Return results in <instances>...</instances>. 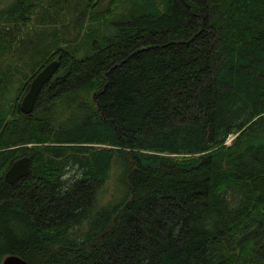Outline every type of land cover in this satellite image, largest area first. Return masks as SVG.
Wrapping results in <instances>:
<instances>
[{
    "label": "trees",
    "instance_id": "obj_1",
    "mask_svg": "<svg viewBox=\"0 0 264 264\" xmlns=\"http://www.w3.org/2000/svg\"><path fill=\"white\" fill-rule=\"evenodd\" d=\"M102 1L0 8V264H264V0Z\"/></svg>",
    "mask_w": 264,
    "mask_h": 264
},
{
    "label": "water",
    "instance_id": "obj_2",
    "mask_svg": "<svg viewBox=\"0 0 264 264\" xmlns=\"http://www.w3.org/2000/svg\"><path fill=\"white\" fill-rule=\"evenodd\" d=\"M59 59H54L47 63L30 82L29 88L21 101V109L24 113H32L38 96L43 87L48 83L59 69ZM32 167V159L28 155H23L13 161L7 172L5 179L9 184H15L22 178L26 177ZM2 264H31L26 259L16 254H9L4 257Z\"/></svg>",
    "mask_w": 264,
    "mask_h": 264
},
{
    "label": "rangeland",
    "instance_id": "obj_3",
    "mask_svg": "<svg viewBox=\"0 0 264 264\" xmlns=\"http://www.w3.org/2000/svg\"><path fill=\"white\" fill-rule=\"evenodd\" d=\"M10 1H12V0H0V8H4V7H6L9 3H10ZM114 1H116V0H114ZM117 1H119V2H122V5L126 2V0H117ZM113 3L114 2H112V0H103L102 1V3L99 5V7L97 8V12H102V11H104L105 9H107L108 7H110V4H112V6H113ZM72 172L71 171H69V174H71ZM113 185V183L111 182V186ZM105 198L103 199V200H106L107 199V197H109V195H107V196H104Z\"/></svg>",
    "mask_w": 264,
    "mask_h": 264
}]
</instances>
